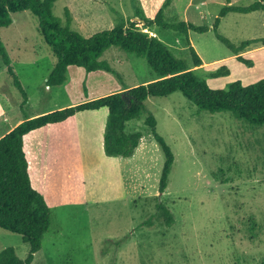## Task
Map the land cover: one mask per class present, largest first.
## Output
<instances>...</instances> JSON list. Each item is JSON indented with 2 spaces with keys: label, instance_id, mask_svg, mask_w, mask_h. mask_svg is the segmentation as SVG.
<instances>
[{
  "label": "rangeland",
  "instance_id": "obj_1",
  "mask_svg": "<svg viewBox=\"0 0 264 264\" xmlns=\"http://www.w3.org/2000/svg\"><path fill=\"white\" fill-rule=\"evenodd\" d=\"M255 1L231 0V4ZM164 2L56 0L52 11L66 24V9H72L71 28L88 36L128 20L137 8L154 17ZM226 4L227 0H173L164 17L167 23L210 26L204 33L190 30L189 39L207 62L194 68L197 75L215 89L228 88L237 80L249 84L264 78L262 41L238 54L253 62L249 66L216 36L218 32L236 45L264 39V11L229 12L215 30V19ZM12 17L11 25L0 27V39L27 102L22 105L23 96L0 55V135L20 118L144 84L155 76L146 59L112 46L101 58L113 72L70 66L66 82L50 87L46 79L56 56L37 16L25 10ZM143 30L156 32L192 66L186 34L157 25ZM223 65L229 74L211 76ZM149 116L156 119L157 133L175 154L164 193L159 192V181L165 158L147 124ZM107 120V109L86 111L27 136L25 151L28 147L30 153L34 151L39 163L38 168L35 156L27 153L32 183L51 207V225L31 264H258L264 260V125H250L229 112H199L180 91L152 96L144 102L140 117L127 123L126 131L139 130L142 138L135 153L123 157L105 152ZM99 140L96 152L92 151ZM160 203L171 210V225L166 224ZM11 246L21 258L29 255V244L20 234L0 227V251Z\"/></svg>",
  "mask_w": 264,
  "mask_h": 264
},
{
  "label": "trees",
  "instance_id": "obj_2",
  "mask_svg": "<svg viewBox=\"0 0 264 264\" xmlns=\"http://www.w3.org/2000/svg\"><path fill=\"white\" fill-rule=\"evenodd\" d=\"M56 0H0V27L13 22L12 15L30 10L39 21L40 31L46 43L56 56V62L49 73L46 83L50 87L60 86L67 80L70 66L84 68L87 72L105 70L113 72L102 55L112 46H119L126 52L146 59L155 76L144 84L125 87L78 104L60 108L34 117H27L15 128L0 138V227L20 234L29 244V255L23 259L14 247L0 251V264H31L34 256L42 248L43 237L51 225V207L41 191L34 187L29 171V161L24 148L25 136L33 130L51 123L62 122L85 110L107 108L108 120L104 135V149L112 156H132L142 138V132H127V123L140 117L144 102L152 96H166L176 91L183 93L198 111L210 113L229 112L253 126L264 125V78L244 84L240 80L230 83L228 88H212L208 82L197 75L195 67L203 64L202 57L189 39V31L200 33L209 31L208 25H196L192 22L179 21L167 23L164 20L166 9L173 0H165L154 17H146L142 10L136 9L135 15L128 20L122 19L110 29H104L84 36L71 28L72 15L66 9V24L53 14ZM264 11V0H257L250 5L227 4L220 10L213 28L218 29L221 17L229 12L251 13ZM139 18L135 19V18ZM167 27L186 34V43L192 55V66L183 58L177 57L169 46L157 35H152L144 28L152 26ZM234 54H240L249 45L264 39L243 41L240 45L232 43L227 37L216 34ZM0 55L8 66L15 86L23 96L22 105L27 102V94L15 69L10 64L9 56L0 39ZM241 62L253 65L250 59L238 55ZM229 74L226 65L211 73V76ZM147 124L152 128L153 136L164 153V164L159 181V192L168 187L169 175L175 161V154L170 145L156 131V119L149 116ZM165 222L171 225L174 216L164 204H159ZM258 264H264V260Z\"/></svg>",
  "mask_w": 264,
  "mask_h": 264
},
{
  "label": "crops",
  "instance_id": "obj_3",
  "mask_svg": "<svg viewBox=\"0 0 264 264\" xmlns=\"http://www.w3.org/2000/svg\"><path fill=\"white\" fill-rule=\"evenodd\" d=\"M93 3H94V1H93ZM95 5H97L96 3H94ZM104 6V8H106V9H108V7L107 6H105V5H103ZM170 7V6H169ZM72 10V9H71ZM73 14V13H72ZM73 19H74V15H73ZM138 20H139V18H137ZM147 32H149V31H147ZM150 33V32H149ZM151 34V33H150ZM91 35V34H90ZM152 35H157L158 36V34L155 32L154 34H152ZM159 37V36H158ZM160 38V37H159ZM161 39V38H160ZM246 50V49H245ZM244 51V50H243ZM233 55H235V54H233ZM203 60V59H202ZM203 64H207V62L206 61H203ZM202 64V65H203ZM200 67V66H199ZM195 68H197V67H195ZM153 78V77H152ZM152 78L150 79V80H152ZM150 80H148V81H150ZM148 81H146L145 83H147ZM110 90V89H109ZM124 89H122V90H120V91H123ZM110 93V92H109ZM109 93H104V92H101V93H99V94H97L96 96H94V97H92L91 99H94V98H97V97H100V96H103V95H106V94H109ZM112 93V92H111ZM88 100H90V99H88ZM86 101V100H85ZM80 103V102H79ZM61 107H64V106H61ZM61 107H57V108H61ZM0 109H1V107H0ZM101 109H107V108H101ZM52 110V109H51ZM97 110H100V109H97ZM47 111H49V110H47ZM47 111H44V112H47ZM86 111H96V110H85V111H81V112H78L77 114H75V115H73V116H71V117H69L68 119H66V120H64V121H62V122H58V123H51V124H48V125H46V126H44V127H41V128H39V129H43V128H46V127H48V126H50V125H55V124H61V123H67V122H69V120H71L72 118H75V117H77V116H79L81 113H83V112H86ZM108 111V110H107ZM1 112H3L2 111V109H1ZM39 114V113H38ZM31 117H34V115H32ZM27 118V117H26ZM24 119L23 118H20V119H18L12 126H10V127H8L7 128V130H5L1 135H0V138L2 137V136H4L6 133H8L9 131H11L13 128H15L20 122H22ZM78 120V119H77ZM39 129H36V130H39ZM33 131H35V130H33ZM32 132V131H31ZM29 135V133L25 136V144H24V148L26 149V147H27V144H26V138H27V136ZM93 138V137H92ZM101 138H102V136H101ZM103 139H104V137H103ZM101 142V140H99V141H97V142H95L94 143V145H93V148H92V151L94 150L95 152H96V145L97 144H99ZM95 146V147H94ZM29 148V147H28ZM27 148V153L31 156V155H33V156H35V162H36V165L38 166V168H39V163H38V157L33 153L34 151H32L31 153H30V149H28ZM26 153V154H27ZM28 158V157H27ZM32 163H34V162H32ZM29 171H30V175H32L31 174V165H30V168H29ZM33 182V181H32ZM35 187V186H34ZM36 188V187H35ZM40 191V190H39Z\"/></svg>",
  "mask_w": 264,
  "mask_h": 264
}]
</instances>
